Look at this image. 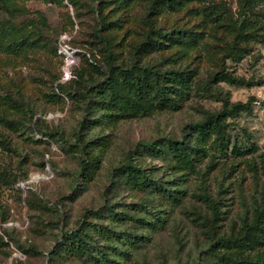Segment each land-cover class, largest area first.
Masks as SVG:
<instances>
[{
  "label": "rangeland",
  "instance_id": "obj_1",
  "mask_svg": "<svg viewBox=\"0 0 264 264\" xmlns=\"http://www.w3.org/2000/svg\"><path fill=\"white\" fill-rule=\"evenodd\" d=\"M100 21L163 103L110 100ZM4 23L0 264H264V0H0Z\"/></svg>",
  "mask_w": 264,
  "mask_h": 264
},
{
  "label": "trees",
  "instance_id": "obj_2",
  "mask_svg": "<svg viewBox=\"0 0 264 264\" xmlns=\"http://www.w3.org/2000/svg\"><path fill=\"white\" fill-rule=\"evenodd\" d=\"M177 0H161V3L167 5H172ZM73 5L72 1H70ZM105 25L108 26V24H105L104 21H100L99 28L97 29L95 36L96 38L103 44V50H104V59L105 64L107 66V77L104 81V88L105 93H107L110 96V100L112 102L115 101L116 98H125L127 101L131 98H135L138 100H147L148 97H152L153 99L157 100L159 104L163 103L164 100L167 98L165 97L160 98L163 96L162 87L159 83V80H155L154 86L151 85V83L147 80L146 74L139 73L140 68L134 69V66L132 68L123 69L117 65H115L114 60V51L111 48L109 38L103 34V31L105 30ZM9 24L4 23L0 26V44L4 43L9 38ZM159 34V33H158ZM162 36L161 34H159ZM184 36L191 38V35L188 33L181 34L178 32L176 36ZM164 37V35L162 36ZM176 37L174 40H178L180 38ZM165 38L169 41H173L171 35H165ZM144 45L147 47L155 45V41L151 39L150 36H147L144 42ZM180 80L183 79V74H176ZM153 78H156V73L153 74ZM57 88L60 91V93H64V86L63 84L57 83ZM120 88L125 89L127 96L124 97L120 93ZM253 99H249L251 102ZM11 101V100H10ZM227 101H224V104H226ZM262 106L264 108V101L262 102ZM249 110V102L247 103H233L227 107V105H224L222 107V110L218 113L212 114L208 116V118L204 122L196 123L194 126H191V132L189 136L196 134L198 136H203L206 133V129L208 127H212L217 134H220L221 131L225 128V126L222 123V120L226 116V114H231L235 110ZM171 143V149L172 153L175 156H180L182 158H185L188 161H191V150L192 147L189 145V143L186 142H180V141H170ZM147 147H152V145H148ZM122 171V174L125 175L127 178L134 179V176L132 173H140V169L137 168V166L133 165L131 163V159L129 162H127L125 165L122 166L120 169ZM258 217L263 216V212L258 211ZM81 230H78L75 233H72L73 235H76L77 240H79L84 246H86L85 241L81 238ZM216 244H222L224 246H237L245 243L244 238H237V237H226V238H217L215 241ZM259 262V261H258ZM231 264H242L240 261L231 260ZM251 264H257L256 262H253Z\"/></svg>",
  "mask_w": 264,
  "mask_h": 264
}]
</instances>
